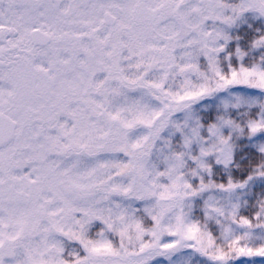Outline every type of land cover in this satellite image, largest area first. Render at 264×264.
<instances>
[{
	"label": "snow or ice",
	"instance_id": "1",
	"mask_svg": "<svg viewBox=\"0 0 264 264\" xmlns=\"http://www.w3.org/2000/svg\"><path fill=\"white\" fill-rule=\"evenodd\" d=\"M0 264H264V0H0Z\"/></svg>",
	"mask_w": 264,
	"mask_h": 264
}]
</instances>
